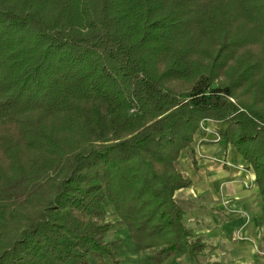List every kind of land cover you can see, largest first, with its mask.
Masks as SVG:
<instances>
[{
  "label": "trees",
  "instance_id": "obj_1",
  "mask_svg": "<svg viewBox=\"0 0 264 264\" xmlns=\"http://www.w3.org/2000/svg\"><path fill=\"white\" fill-rule=\"evenodd\" d=\"M204 122L264 220V0H0V264H121L109 208L154 263L195 260L178 162Z\"/></svg>",
  "mask_w": 264,
  "mask_h": 264
},
{
  "label": "crops",
  "instance_id": "obj_2",
  "mask_svg": "<svg viewBox=\"0 0 264 264\" xmlns=\"http://www.w3.org/2000/svg\"><path fill=\"white\" fill-rule=\"evenodd\" d=\"M224 128L204 122L194 159L185 154L178 162L192 182L176 194L184 224L206 248L195 260L184 254L176 264H264L263 198L252 167L220 139Z\"/></svg>",
  "mask_w": 264,
  "mask_h": 264
},
{
  "label": "rangeland",
  "instance_id": "obj_3",
  "mask_svg": "<svg viewBox=\"0 0 264 264\" xmlns=\"http://www.w3.org/2000/svg\"><path fill=\"white\" fill-rule=\"evenodd\" d=\"M107 222L112 224V227L109 233L107 234L106 241L108 243L117 242V246H119L118 252H119V259L121 264H158V263H154L150 259L151 256L150 252L140 253L136 250V247L132 242L129 230L125 226L120 224V219L115 213L113 208H109L107 210ZM192 234L194 235V233ZM183 256L184 254L174 255L168 259L163 260L159 264H174V263L176 264V259ZM260 257L258 256L257 258L261 260L262 258ZM105 264H110V263L106 262Z\"/></svg>",
  "mask_w": 264,
  "mask_h": 264
}]
</instances>
